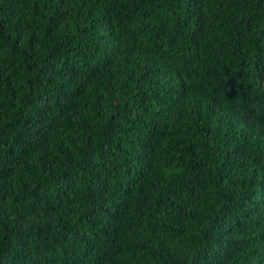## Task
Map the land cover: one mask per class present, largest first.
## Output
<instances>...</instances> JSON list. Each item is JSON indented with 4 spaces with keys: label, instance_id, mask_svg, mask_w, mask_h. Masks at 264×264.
<instances>
[{
    "label": "trees",
    "instance_id": "1",
    "mask_svg": "<svg viewBox=\"0 0 264 264\" xmlns=\"http://www.w3.org/2000/svg\"><path fill=\"white\" fill-rule=\"evenodd\" d=\"M0 264H264V0H0Z\"/></svg>",
    "mask_w": 264,
    "mask_h": 264
}]
</instances>
